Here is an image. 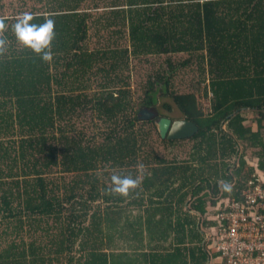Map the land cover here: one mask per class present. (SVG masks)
I'll list each match as a JSON object with an SVG mask.
<instances>
[{
  "label": "trees",
  "instance_id": "trees-1",
  "mask_svg": "<svg viewBox=\"0 0 264 264\" xmlns=\"http://www.w3.org/2000/svg\"><path fill=\"white\" fill-rule=\"evenodd\" d=\"M24 13L54 20L49 59L17 42ZM0 41V264H116L147 194L218 192L236 138L259 135L241 111L264 106V0H0ZM174 106L196 134L145 117ZM113 175L137 184L115 193ZM243 177L237 201L261 184Z\"/></svg>",
  "mask_w": 264,
  "mask_h": 264
},
{
  "label": "crops",
  "instance_id": "crops-1",
  "mask_svg": "<svg viewBox=\"0 0 264 264\" xmlns=\"http://www.w3.org/2000/svg\"><path fill=\"white\" fill-rule=\"evenodd\" d=\"M11 80L10 86L0 81V100L12 96L14 82ZM263 114L264 106L259 110L245 107L241 111L246 127L251 130L247 136L259 135L251 139L253 143L246 138H236L237 152L226 161L231 163L229 175L233 180H221L218 192L206 186L194 195L199 182L192 190L167 192L161 202L155 204L147 194L144 206L123 223L128 234L141 229L142 235L121 241L128 248L117 251L113 261L116 264H224L217 249L218 215L234 199L224 192L225 185L232 188L241 174L246 184L258 179L264 185ZM225 127L228 130L227 125ZM197 196H204V207H196Z\"/></svg>",
  "mask_w": 264,
  "mask_h": 264
},
{
  "label": "built area",
  "instance_id": "built-area-1",
  "mask_svg": "<svg viewBox=\"0 0 264 264\" xmlns=\"http://www.w3.org/2000/svg\"><path fill=\"white\" fill-rule=\"evenodd\" d=\"M217 249L224 264H264V185L233 199L218 215Z\"/></svg>",
  "mask_w": 264,
  "mask_h": 264
},
{
  "label": "clouds",
  "instance_id": "clouds-1",
  "mask_svg": "<svg viewBox=\"0 0 264 264\" xmlns=\"http://www.w3.org/2000/svg\"><path fill=\"white\" fill-rule=\"evenodd\" d=\"M30 20L31 14L24 13L12 25L15 38L21 46L30 48L45 60L49 59L51 57L50 42L54 36V20L46 18L41 24L30 23ZM112 180L111 191L122 195L137 184L136 179L128 176L113 175ZM225 188H227V185H225Z\"/></svg>",
  "mask_w": 264,
  "mask_h": 264
},
{
  "label": "water",
  "instance_id": "water-1",
  "mask_svg": "<svg viewBox=\"0 0 264 264\" xmlns=\"http://www.w3.org/2000/svg\"><path fill=\"white\" fill-rule=\"evenodd\" d=\"M158 129L163 137L169 139L188 138L196 134L199 126L188 118L171 119L162 117L158 120Z\"/></svg>",
  "mask_w": 264,
  "mask_h": 264
},
{
  "label": "rangeland",
  "instance_id": "rangeland-1",
  "mask_svg": "<svg viewBox=\"0 0 264 264\" xmlns=\"http://www.w3.org/2000/svg\"><path fill=\"white\" fill-rule=\"evenodd\" d=\"M201 102L203 104V109L206 111V98H204L203 96H201ZM166 101V100H165ZM170 101V100H169ZM164 113H167L164 110ZM170 117L174 118V119H182L184 117V115L181 113L180 110H178V108L176 106H174V110L168 113Z\"/></svg>",
  "mask_w": 264,
  "mask_h": 264
},
{
  "label": "flooded vegetation",
  "instance_id": "flooded-vegetation-1",
  "mask_svg": "<svg viewBox=\"0 0 264 264\" xmlns=\"http://www.w3.org/2000/svg\"><path fill=\"white\" fill-rule=\"evenodd\" d=\"M145 117H147L148 119H155L157 126H158L159 118H162V117L170 118L166 115L161 114L157 110H152V109H147V111L145 112Z\"/></svg>",
  "mask_w": 264,
  "mask_h": 264
}]
</instances>
